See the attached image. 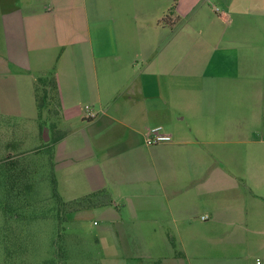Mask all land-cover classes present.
<instances>
[{
    "label": "crops",
    "instance_id": "crops-1",
    "mask_svg": "<svg viewBox=\"0 0 264 264\" xmlns=\"http://www.w3.org/2000/svg\"><path fill=\"white\" fill-rule=\"evenodd\" d=\"M50 74L44 147L62 198L110 195L72 208L105 257L264 264V0H0V118L42 116Z\"/></svg>",
    "mask_w": 264,
    "mask_h": 264
},
{
    "label": "rangeland",
    "instance_id": "rangeland-1",
    "mask_svg": "<svg viewBox=\"0 0 264 264\" xmlns=\"http://www.w3.org/2000/svg\"><path fill=\"white\" fill-rule=\"evenodd\" d=\"M36 85L47 106L42 116L0 118V264H128L126 257L104 256L95 231L101 218L97 210L83 207L72 216V208L87 202L60 196L44 134L52 124L68 125L56 119L53 78Z\"/></svg>",
    "mask_w": 264,
    "mask_h": 264
},
{
    "label": "trees",
    "instance_id": "trees-1",
    "mask_svg": "<svg viewBox=\"0 0 264 264\" xmlns=\"http://www.w3.org/2000/svg\"><path fill=\"white\" fill-rule=\"evenodd\" d=\"M166 18H167V14L164 15V17H162V19H160V20H165ZM49 77L50 78H53V80H54V86H55V79H54V76L52 74L47 75L46 77L45 76L44 77H39L38 78V81L41 80V79H44L45 80V79H47ZM36 92H37L38 108L41 111L42 106H43V100H44V98H43V96H42L43 99H40L39 98L37 85H36ZM102 196L105 197L104 200H102L103 199ZM74 201H77V202H87V204L97 203V202H102V201L110 202L111 201V197L108 194V192H106L104 190H97V191H93V192H91L89 194H86V195H84V196H82V197H80V198H78V199H76ZM87 204H82V205H87Z\"/></svg>",
    "mask_w": 264,
    "mask_h": 264
},
{
    "label": "built area",
    "instance_id": "built-area-1",
    "mask_svg": "<svg viewBox=\"0 0 264 264\" xmlns=\"http://www.w3.org/2000/svg\"><path fill=\"white\" fill-rule=\"evenodd\" d=\"M87 107V105H85ZM171 138V136L164 132L162 130V126L161 125H156L151 127L146 136H145V142L147 144H154L157 142H161V141H165V140H169ZM206 215H201V218H206Z\"/></svg>",
    "mask_w": 264,
    "mask_h": 264
}]
</instances>
